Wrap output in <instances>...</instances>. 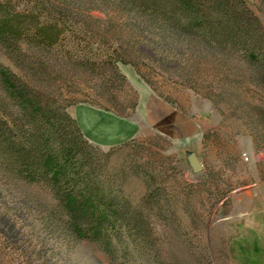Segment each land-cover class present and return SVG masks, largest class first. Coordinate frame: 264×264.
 <instances>
[{"label": "rangeland", "instance_id": "1", "mask_svg": "<svg viewBox=\"0 0 264 264\" xmlns=\"http://www.w3.org/2000/svg\"><path fill=\"white\" fill-rule=\"evenodd\" d=\"M246 1L262 36L264 0ZM97 4L101 10H90L93 3L69 9L58 47L37 53L24 41L12 58L0 42V64L25 78L29 63L43 57L57 105L98 145L83 147L99 179L137 214L140 234L137 222H124L122 249L112 255L98 243L68 239L46 222L57 203L52 191L41 183L9 184L0 171V264H264V43L253 50L202 36L184 19ZM123 60L136 63L152 86ZM147 93L180 119L154 127ZM3 95L0 85V102ZM8 106L19 112L12 101ZM135 123V138L107 147L131 136Z\"/></svg>", "mask_w": 264, "mask_h": 264}, {"label": "trees", "instance_id": "2", "mask_svg": "<svg viewBox=\"0 0 264 264\" xmlns=\"http://www.w3.org/2000/svg\"><path fill=\"white\" fill-rule=\"evenodd\" d=\"M99 1L122 3L129 14L135 9L163 21L184 19L202 36L245 43L253 50L264 43V35L256 28L263 25L246 0H0V42L12 58L23 52L24 41L37 53L58 47L66 38L63 26L69 9L93 3L90 10H101ZM22 2L26 8L18 10ZM89 15L93 16L91 11ZM35 60L29 63L25 78L0 64L4 93L0 102V171L9 184L46 185L57 201L46 222L61 229L68 239L98 243L112 255L122 249L117 239L124 222H137L134 227L140 234L138 216L129 212V203L118 189L99 179L96 162L83 147L97 149L98 145L84 135L74 116L57 105L53 72L42 65L43 57ZM123 63L132 64L152 86L136 63ZM11 101L19 112H8ZM63 122L69 124L70 131Z\"/></svg>", "mask_w": 264, "mask_h": 264}, {"label": "crops", "instance_id": "3", "mask_svg": "<svg viewBox=\"0 0 264 264\" xmlns=\"http://www.w3.org/2000/svg\"><path fill=\"white\" fill-rule=\"evenodd\" d=\"M148 94V98L146 100V108H147V112H148V117H149V120L151 121V123L153 124L154 127H157V128H162V126H164L165 124L167 123H171V119H169L168 117H172V119H175V118H178L177 117V113L180 114L178 111L175 110V108L173 107H170L169 104L167 102H165L164 100H161L158 96H156L154 93H147ZM98 107V106H97ZM156 108H158V110H162L163 111V114L162 115H159L157 114V111ZM105 109V108H104ZM106 110H109V111H112L116 116H119L120 118H123V119H127L129 120L128 118L124 117V116H121L119 114H117L115 111L111 110V109H106ZM154 115V116H152ZM181 115V114H180ZM74 116V115H73ZM75 117V116H74ZM76 118V117H75ZM77 119V118H76ZM180 119V118H178ZM78 121V119H77ZM79 123V126L81 127L84 135L92 142V139H91V136L90 134H88V132L84 129V127L81 125V123L78 121ZM137 126L135 132L133 134H131V136H126L127 138H123L125 140H120L121 142H117L116 144H108L109 146L107 147H111V146H116V145H121V144H124L128 141H130L131 139L135 138L139 132H140V128L138 127V123H135ZM113 143V142H112ZM96 144V143H94ZM106 146V145H105Z\"/></svg>", "mask_w": 264, "mask_h": 264}, {"label": "water", "instance_id": "4", "mask_svg": "<svg viewBox=\"0 0 264 264\" xmlns=\"http://www.w3.org/2000/svg\"><path fill=\"white\" fill-rule=\"evenodd\" d=\"M189 159H190L191 164L194 168V171L198 172V171L202 170L203 165H202L201 161L199 160V158L195 154H191Z\"/></svg>", "mask_w": 264, "mask_h": 264}, {"label": "built area", "instance_id": "5", "mask_svg": "<svg viewBox=\"0 0 264 264\" xmlns=\"http://www.w3.org/2000/svg\"><path fill=\"white\" fill-rule=\"evenodd\" d=\"M243 157H244V159H246V160L249 159V157H248V155H247L246 153L243 154Z\"/></svg>", "mask_w": 264, "mask_h": 264}]
</instances>
